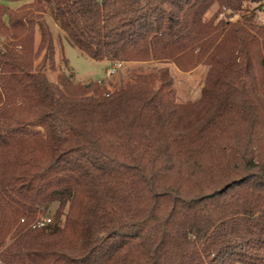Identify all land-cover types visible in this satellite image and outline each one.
I'll use <instances>...</instances> for the list:
<instances>
[{
    "label": "trees",
    "instance_id": "1",
    "mask_svg": "<svg viewBox=\"0 0 264 264\" xmlns=\"http://www.w3.org/2000/svg\"><path fill=\"white\" fill-rule=\"evenodd\" d=\"M258 12L264 0H0V264H264ZM46 13L94 60L205 65L199 97L176 102L167 67L112 91L49 80Z\"/></svg>",
    "mask_w": 264,
    "mask_h": 264
},
{
    "label": "rangeland",
    "instance_id": "2",
    "mask_svg": "<svg viewBox=\"0 0 264 264\" xmlns=\"http://www.w3.org/2000/svg\"><path fill=\"white\" fill-rule=\"evenodd\" d=\"M256 6L250 4V7ZM218 11V6L214 4L207 12L206 17ZM219 13V17L225 16V11ZM258 17L264 19V13L258 12ZM238 15H234L232 20H237ZM45 19L50 27L54 37L56 38V54H55V69L46 68V75L49 80L55 81L56 75L60 70L65 72L70 71L76 82L88 84L90 82H103L112 91L122 82L130 77L132 72H148L157 70L160 67H167L173 79V89L175 92L176 102H190L199 97L200 91L204 85L205 74L207 67L198 65L189 71L179 70L171 62H151V63H113L103 60H94L82 53L76 46L71 44L62 36V31L59 28V23L49 13L45 14ZM60 39V40H59ZM61 50V51H60ZM62 57L65 58L63 62ZM112 67H115L114 72H111ZM57 203H53L46 217H51L56 209ZM242 264V263H236Z\"/></svg>",
    "mask_w": 264,
    "mask_h": 264
},
{
    "label": "built area",
    "instance_id": "3",
    "mask_svg": "<svg viewBox=\"0 0 264 264\" xmlns=\"http://www.w3.org/2000/svg\"><path fill=\"white\" fill-rule=\"evenodd\" d=\"M114 70H115V67H112L111 72H114ZM50 220H51L50 218H45V219L43 220V222H41L40 224L43 225V224H45V223H49Z\"/></svg>",
    "mask_w": 264,
    "mask_h": 264
},
{
    "label": "crops",
    "instance_id": "4",
    "mask_svg": "<svg viewBox=\"0 0 264 264\" xmlns=\"http://www.w3.org/2000/svg\"><path fill=\"white\" fill-rule=\"evenodd\" d=\"M103 61H108V60H103ZM109 62V61H108Z\"/></svg>",
    "mask_w": 264,
    "mask_h": 264
}]
</instances>
